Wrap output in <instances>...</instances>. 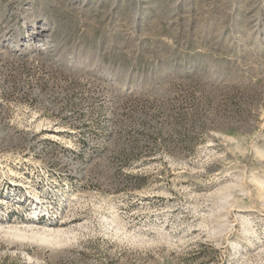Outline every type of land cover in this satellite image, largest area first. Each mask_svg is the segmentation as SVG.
I'll return each instance as SVG.
<instances>
[{"label":"rangeland","instance_id":"1","mask_svg":"<svg viewBox=\"0 0 264 264\" xmlns=\"http://www.w3.org/2000/svg\"><path fill=\"white\" fill-rule=\"evenodd\" d=\"M0 264H264V0H0Z\"/></svg>","mask_w":264,"mask_h":264}]
</instances>
